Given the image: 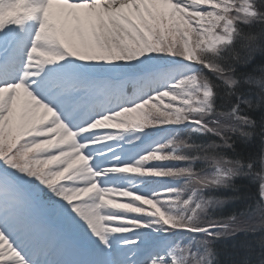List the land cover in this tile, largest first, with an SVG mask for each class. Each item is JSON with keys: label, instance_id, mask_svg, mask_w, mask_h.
<instances>
[{"label": "snow or ice", "instance_id": "obj_1", "mask_svg": "<svg viewBox=\"0 0 264 264\" xmlns=\"http://www.w3.org/2000/svg\"><path fill=\"white\" fill-rule=\"evenodd\" d=\"M0 264H264V0H0Z\"/></svg>", "mask_w": 264, "mask_h": 264}, {"label": "trees", "instance_id": "obj_2", "mask_svg": "<svg viewBox=\"0 0 264 264\" xmlns=\"http://www.w3.org/2000/svg\"><path fill=\"white\" fill-rule=\"evenodd\" d=\"M242 147V146H241ZM237 184L242 188V190L245 191V193L247 194H250L253 196V199L250 200L249 202L253 205V207L255 208V205L257 203V198L255 196V193H256V185L255 184H252L251 182H249L248 180L246 179H238L237 180ZM238 206V202L237 204L235 205H229L225 208V212H228L230 211L232 208ZM255 214L257 217H259L260 213H259V210L256 209L255 210ZM227 243H230V241H228ZM226 246V245H225Z\"/></svg>", "mask_w": 264, "mask_h": 264}, {"label": "rangeland", "instance_id": "obj_3", "mask_svg": "<svg viewBox=\"0 0 264 264\" xmlns=\"http://www.w3.org/2000/svg\"><path fill=\"white\" fill-rule=\"evenodd\" d=\"M115 131V130H114Z\"/></svg>", "mask_w": 264, "mask_h": 264}]
</instances>
